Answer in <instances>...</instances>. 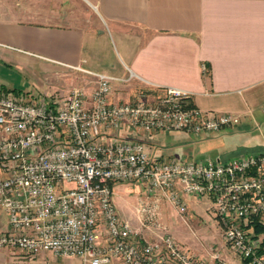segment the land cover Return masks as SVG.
I'll return each instance as SVG.
<instances>
[{
	"label": "built area",
	"instance_id": "built-area-1",
	"mask_svg": "<svg viewBox=\"0 0 264 264\" xmlns=\"http://www.w3.org/2000/svg\"><path fill=\"white\" fill-rule=\"evenodd\" d=\"M92 75L96 87L89 94L73 89L61 100L0 91V210L7 218L0 249L29 258L49 252L81 264H228L217 253L209 262L197 259L168 233L140 235L113 201L115 185L135 183L181 215L185 198H206L231 252L245 264H264V232L250 225L254 219L264 225V152L226 162L162 161L127 137L98 141L103 130L200 136L238 118L191 107L190 93L173 87L113 104L116 79ZM136 215L154 223L156 207L141 205Z\"/></svg>",
	"mask_w": 264,
	"mask_h": 264
},
{
	"label": "crops",
	"instance_id": "crops-1",
	"mask_svg": "<svg viewBox=\"0 0 264 264\" xmlns=\"http://www.w3.org/2000/svg\"><path fill=\"white\" fill-rule=\"evenodd\" d=\"M74 70L116 79L113 104L173 87L190 93L191 107L238 118L200 136L103 130L101 143L120 135L142 143L158 160L226 162L243 156L229 141L238 135L242 148L264 152V0H0V91L33 101L65 99L70 87L88 78ZM203 200L187 198L189 221H197L195 208ZM1 212L0 232L7 229ZM180 245L201 261H211L215 252L228 264H245L224 243L199 244L203 251ZM0 264L81 262L2 248Z\"/></svg>",
	"mask_w": 264,
	"mask_h": 264
},
{
	"label": "rangeland",
	"instance_id": "rangeland-1",
	"mask_svg": "<svg viewBox=\"0 0 264 264\" xmlns=\"http://www.w3.org/2000/svg\"><path fill=\"white\" fill-rule=\"evenodd\" d=\"M74 72H79L83 76H88V78L85 79L83 84L70 87L67 90V93L69 94L73 89H80L89 94L95 86L94 76L76 70H74ZM15 89L24 90L25 88ZM229 141H231L233 148L239 150L238 154L241 153L240 155L251 156L258 154L255 149L251 150L242 148L244 144L242 145L238 135L231 136ZM238 154L236 153L235 155ZM237 157L238 156L234 158ZM118 185V188L113 194V201L119 216L124 220H129L132 227L147 240L155 238L156 235L159 236L168 233L174 238L180 247V244H193L196 250L198 249L201 251H203V247H200L199 244H217L216 247L219 248L220 244L224 243L221 236V229L209 209L210 204L207 200L198 203V207L193 206V202H190L191 204L189 203L191 208L196 207L195 210H198L199 212V215L196 218L197 221H189V219H192L189 216V208L185 214L181 215L164 198L158 195L147 196L144 189L138 184L124 183ZM187 198H185V201L188 205ZM141 205L156 207L154 223L149 222L148 219L146 220V217L144 216L141 218V222L138 221L136 208ZM1 218L4 219V214L2 212ZM261 221L264 224V215L262 216ZM197 222L198 225H195ZM213 253L215 254V252ZM235 260L238 262L237 258Z\"/></svg>",
	"mask_w": 264,
	"mask_h": 264
},
{
	"label": "trees",
	"instance_id": "trees-1",
	"mask_svg": "<svg viewBox=\"0 0 264 264\" xmlns=\"http://www.w3.org/2000/svg\"><path fill=\"white\" fill-rule=\"evenodd\" d=\"M4 92H9V91L4 90ZM250 225L253 226L256 233L260 234L264 232V225L259 223V219H254L252 224ZM263 247H264V244H263Z\"/></svg>",
	"mask_w": 264,
	"mask_h": 264
}]
</instances>
